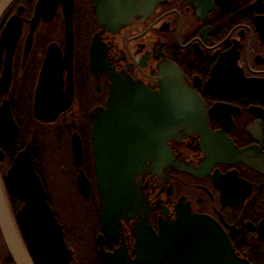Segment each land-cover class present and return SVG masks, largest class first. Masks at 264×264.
Instances as JSON below:
<instances>
[{
	"label": "flooded vegetation",
	"instance_id": "1",
	"mask_svg": "<svg viewBox=\"0 0 264 264\" xmlns=\"http://www.w3.org/2000/svg\"><path fill=\"white\" fill-rule=\"evenodd\" d=\"M116 1L130 2V21L115 24L109 20ZM73 2L71 58L66 49V8L61 0H47L43 5L40 0H14L0 19V39L13 17L22 21L12 55L5 49L0 61V81L11 77L8 90L0 93V112L10 109L13 130L18 129L9 141L0 136V178L32 263L41 264L16 221L23 203L12 201L5 177L15 157L30 145L34 168L38 166L40 174L36 172L43 181L36 147L40 131H50V138H55V131L61 129L70 136L66 145L70 146L77 178L80 169L74 158L73 135L80 137L82 169L91 182L90 195H82L77 186L83 202L67 203L68 208L52 205L45 185L72 252L70 264H106L100 257V242L106 254L120 250L121 264H141L136 262V221H122L112 239L102 225L91 113L106 106L111 81L105 71L92 69L91 51L96 40L110 67L151 90H159L167 65H176L205 105L208 133L183 134L168 142L180 165L194 172L170 165L137 178L150 208L149 224L159 233L161 221L169 222L177 217L179 208H187L216 221L239 258L264 264V0ZM150 3L155 5L149 7ZM50 48L58 56L50 66V80L55 81L53 93L61 103L56 119L44 122L36 116V108L40 106L38 90ZM1 126L6 130L5 138L14 132H7L11 130L8 122H1ZM0 264H18L1 231Z\"/></svg>",
	"mask_w": 264,
	"mask_h": 264
},
{
	"label": "water",
	"instance_id": "2",
	"mask_svg": "<svg viewBox=\"0 0 264 264\" xmlns=\"http://www.w3.org/2000/svg\"><path fill=\"white\" fill-rule=\"evenodd\" d=\"M13 1L0 0V19ZM61 1L66 8V49L68 58H71L74 2ZM46 2L40 0V5ZM154 5L150 3L149 7ZM131 7L130 2H113L109 20L115 24L130 21ZM39 18L40 14L34 19V27ZM21 28L19 17L9 21L0 39V61L5 49H8L9 56L12 55ZM30 47L29 41L27 54ZM56 57L50 48L38 90L40 106L36 108V116L44 122L55 120L60 112L58 106L61 102L53 93L55 81L50 80V66H53ZM91 66L94 72L105 71L111 81L106 106L98 107L91 113L95 185L100 196L102 225L108 237L112 239L122 221L135 220L137 263L252 264L236 255L223 228L206 215L179 208L175 219L160 222L159 233L148 222L150 208L137 178L151 171H159L164 166L175 165L186 169L172 155L168 142L183 134L208 133L205 105L197 91L188 85L182 71L169 63L163 72L165 78L161 79L159 90H151L130 75L110 67L105 61L104 50L99 49L96 40L91 51ZM10 79L8 75L0 81V93L8 90ZM11 120L10 109H2L0 136L7 141L18 133V129L13 130ZM3 121L9 124L8 130H11L8 133L14 131L8 138L4 137L6 130L1 126ZM73 152L80 169L78 189L82 195L89 196L91 182L82 169L84 153L77 133L73 135ZM5 180L8 191L23 202L16 214V221L38 261L41 264H70L72 252L48 202V192L35 171L30 145L16 156ZM0 231L16 262L33 264L18 232L1 179ZM100 243L102 261L121 264L120 250L106 254L103 242Z\"/></svg>",
	"mask_w": 264,
	"mask_h": 264
},
{
	"label": "rangeland",
	"instance_id": "3",
	"mask_svg": "<svg viewBox=\"0 0 264 264\" xmlns=\"http://www.w3.org/2000/svg\"><path fill=\"white\" fill-rule=\"evenodd\" d=\"M50 133V131H40V141L36 145L41 161L40 169L44 173L43 177L52 205L61 207L64 204L68 208L67 203L80 204L83 202V197L77 189V168L70 158V146L66 145L70 136H68V131L61 129L55 131V138H50ZM6 171L7 168L3 174ZM92 180L94 181V179ZM75 212L77 213V209H75ZM75 247L78 249L77 244Z\"/></svg>",
	"mask_w": 264,
	"mask_h": 264
},
{
	"label": "trees",
	"instance_id": "4",
	"mask_svg": "<svg viewBox=\"0 0 264 264\" xmlns=\"http://www.w3.org/2000/svg\"><path fill=\"white\" fill-rule=\"evenodd\" d=\"M36 171L40 174L38 166H36ZM43 181H44V179H43ZM45 185H46V183H45ZM46 187H47V185H46ZM11 199H12L13 202H16L17 201L13 196H11Z\"/></svg>",
	"mask_w": 264,
	"mask_h": 264
},
{
	"label": "bare ground",
	"instance_id": "5",
	"mask_svg": "<svg viewBox=\"0 0 264 264\" xmlns=\"http://www.w3.org/2000/svg\"><path fill=\"white\" fill-rule=\"evenodd\" d=\"M164 78H165V76L162 77V79H164Z\"/></svg>",
	"mask_w": 264,
	"mask_h": 264
}]
</instances>
